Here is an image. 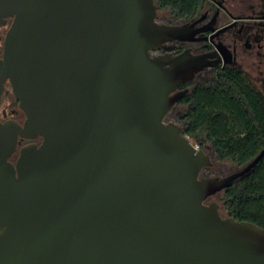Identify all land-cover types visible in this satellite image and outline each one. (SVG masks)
Segmentation results:
<instances>
[{
  "label": "water",
  "instance_id": "water-1",
  "mask_svg": "<svg viewBox=\"0 0 264 264\" xmlns=\"http://www.w3.org/2000/svg\"><path fill=\"white\" fill-rule=\"evenodd\" d=\"M7 18L0 98L9 80L26 121H0V264H264V229L210 202L264 151L205 177L166 122L211 64L153 54L194 25L160 24L155 0H0Z\"/></svg>",
  "mask_w": 264,
  "mask_h": 264
},
{
  "label": "trees",
  "instance_id": "trees-1",
  "mask_svg": "<svg viewBox=\"0 0 264 264\" xmlns=\"http://www.w3.org/2000/svg\"><path fill=\"white\" fill-rule=\"evenodd\" d=\"M206 0H155L171 10L173 20L195 16ZM182 117L186 136L210 142L218 158L245 167L264 151V95L237 69L200 83L185 97ZM229 217L264 229V158L245 177L223 191Z\"/></svg>",
  "mask_w": 264,
  "mask_h": 264
},
{
  "label": "flooded vegetation",
  "instance_id": "flooded-vegetation-1",
  "mask_svg": "<svg viewBox=\"0 0 264 264\" xmlns=\"http://www.w3.org/2000/svg\"><path fill=\"white\" fill-rule=\"evenodd\" d=\"M160 11L164 10L158 9L160 24L194 25V29L199 33L194 41L172 42L167 45L172 48L170 51L160 49L153 56L175 57L190 50L195 56L207 55L211 64V67L197 75L193 82L181 86L178 90L189 89L190 93L200 83L213 81L223 71L232 68L241 71L252 87L264 95V0H206L193 18L178 21L168 17L161 19ZM168 12L172 16V11ZM3 21L0 23V62L4 61L5 42L13 19L7 18ZM1 92L0 121L15 120L23 125L26 115L20 108V102L9 80L3 83ZM184 99L176 106H185L182 104ZM174 108L166 117L167 123H174L169 119ZM182 117H179L180 122ZM32 143L40 145L42 139H20L12 162L16 163L20 150Z\"/></svg>",
  "mask_w": 264,
  "mask_h": 264
},
{
  "label": "rangeland",
  "instance_id": "rangeland-1",
  "mask_svg": "<svg viewBox=\"0 0 264 264\" xmlns=\"http://www.w3.org/2000/svg\"><path fill=\"white\" fill-rule=\"evenodd\" d=\"M159 14H160L161 19H165L167 17L169 19H173V17L169 15L168 10L160 11ZM185 111H186V106H180V105L176 106L172 114L170 115L169 119H172V121L175 124H178L181 127H183L182 122L179 121V117H182ZM190 139L197 147H199L200 149H203L206 152V154H208L212 158V161H213L212 167L205 169L203 172V174H205L206 177L223 178V177L230 176L234 173H237L243 169V167H238L230 161L220 160L210 142H206L204 143V145H202L196 142L194 139L192 138ZM210 202H217L220 205V211H221L222 216L224 218L229 217L228 211L225 208L226 200H225V195L223 192L213 197Z\"/></svg>",
  "mask_w": 264,
  "mask_h": 264
}]
</instances>
